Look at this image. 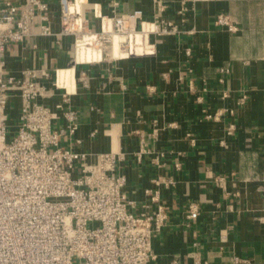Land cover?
Wrapping results in <instances>:
<instances>
[{
    "label": "crops",
    "instance_id": "0c3cea01",
    "mask_svg": "<svg viewBox=\"0 0 264 264\" xmlns=\"http://www.w3.org/2000/svg\"><path fill=\"white\" fill-rule=\"evenodd\" d=\"M39 1L48 7L51 35L39 36L35 24L21 42L8 44L6 71H46L49 77L40 83L48 97L38 101L58 114L56 105L69 95L79 150L90 154V162L112 146L118 149L117 170L126 178L123 192L135 202L136 215L155 207L144 195L152 179L175 180L160 192L168 219L152 239L155 264H264V0L196 3L188 6L184 22L177 0H120L118 13L140 10L145 23L158 14L161 1L163 18L181 31L150 35L154 50L141 54L137 48V54L120 57H102L87 36L75 44L73 35L61 34L59 0ZM108 1L76 0L68 11L78 12L87 29L107 31L113 17ZM219 15L229 18L234 32L215 24ZM19 110L13 95L6 106L11 135ZM219 110L224 113L213 120ZM230 124L235 129L227 136ZM54 125L61 128L63 120ZM61 145L68 147V139ZM141 149L149 153L139 158ZM218 177L224 178L221 187ZM191 205L199 210L195 220L186 218Z\"/></svg>",
    "mask_w": 264,
    "mask_h": 264
},
{
    "label": "built area",
    "instance_id": "2783aa9c",
    "mask_svg": "<svg viewBox=\"0 0 264 264\" xmlns=\"http://www.w3.org/2000/svg\"><path fill=\"white\" fill-rule=\"evenodd\" d=\"M16 1L0 0V264H155L152 239L168 219L160 192L174 186L175 180L152 179L144 195L155 207L136 215L135 202L123 192L126 178L117 170L121 154H97L90 162V154L79 150L82 141L76 137L78 117L70 106L69 95L64 94L56 105L58 114L38 101L48 97L40 83L49 77L46 71L24 70L18 76L6 71L4 50L8 44L21 42L35 24L39 36L51 35L46 4L39 0H23L21 4ZM215 1L177 0L181 22L185 21L189 5ZM59 2L61 34L73 35L75 44L79 36L87 34L104 55L113 35L123 38L121 49L129 56L135 55L132 37L138 31L145 38L181 33L173 22L163 18L165 6L161 1L157 3L158 14L145 23L140 10L121 14L120 0H109L113 13L110 28L99 32L87 29L78 12L67 10L76 0ZM144 24L150 26L148 32H143ZM215 24L228 32L235 31L225 15L217 16ZM141 46L148 48L147 53L154 50L155 44L145 41ZM82 84L87 87L85 80ZM13 95L20 99V110L11 135L6 106ZM226 97L223 93L222 98ZM223 113L224 110L217 111L212 119L217 120ZM59 119L63 126L56 128L54 121ZM234 129L230 124L226 135H232ZM94 136L92 132L90 138ZM155 136L154 129L150 137ZM62 138L68 139V147L61 145ZM220 144L225 145L224 140ZM147 153L141 149L138 157ZM176 169H180L179 164ZM223 181L218 177L216 185L221 187ZM198 216V208L191 205L186 218L195 220ZM233 261L240 262L237 258ZM193 264L200 262L195 260Z\"/></svg>",
    "mask_w": 264,
    "mask_h": 264
},
{
    "label": "bare ground",
    "instance_id": "6f19581e",
    "mask_svg": "<svg viewBox=\"0 0 264 264\" xmlns=\"http://www.w3.org/2000/svg\"><path fill=\"white\" fill-rule=\"evenodd\" d=\"M67 10H68V9H67ZM65 11H66V10H65ZM107 31H108V30H107ZM148 31H149V30H148ZM148 31H145V30L143 29V32H148ZM85 36L89 37L87 34H83V35H81V36L78 37V39L82 37V39H80L79 41L83 40L84 38H87V37H85ZM138 36L140 37V39L138 38ZM151 36H152V35H151ZM78 39H77V40H78ZM148 39H149L148 37L145 38L144 34H142L141 31H138V32L136 33V35L132 37V42H133V43H132V47H131L132 51H133L135 54H137V53H136V50H137V48H140V49H141V54H142V53H145L144 51H145V48H146V47H142L141 45H143L145 41H148ZM122 40H123L122 37H120V36H118V35H113V37H112V39H111V44H110L109 46L105 47V48L107 49V51H108V55H109L110 57H120V56H125L126 53L121 49V44H120V43L122 42ZM79 41H78V42H79ZM134 43H135V45H134ZM92 45H94L93 42H92ZM94 46H96V45H94ZM96 47L99 48V49H101V50H103L102 48H100V47H98V46H96ZM82 49H83V48H82ZM115 52L117 53L118 56H115ZM101 55H102V57H103V54H102V53H101ZM101 59H102V58H101ZM110 152H112V153H114V154H117V153H118V149H117L115 146H112Z\"/></svg>",
    "mask_w": 264,
    "mask_h": 264
},
{
    "label": "rangeland",
    "instance_id": "374dc122",
    "mask_svg": "<svg viewBox=\"0 0 264 264\" xmlns=\"http://www.w3.org/2000/svg\"><path fill=\"white\" fill-rule=\"evenodd\" d=\"M107 46H109V44H108ZM98 50L100 51V53H102V54H103V50H101V49H99V48H98ZM105 53H106V54H108V51H107V49L105 50ZM15 125H16V124H15Z\"/></svg>",
    "mask_w": 264,
    "mask_h": 264
}]
</instances>
